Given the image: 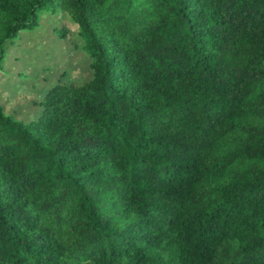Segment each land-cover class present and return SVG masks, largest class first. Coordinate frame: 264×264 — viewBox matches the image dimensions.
I'll use <instances>...</instances> for the list:
<instances>
[{
    "label": "trees",
    "instance_id": "16d2710c",
    "mask_svg": "<svg viewBox=\"0 0 264 264\" xmlns=\"http://www.w3.org/2000/svg\"><path fill=\"white\" fill-rule=\"evenodd\" d=\"M58 9L92 76L0 105V264H264V0H0V65Z\"/></svg>",
    "mask_w": 264,
    "mask_h": 264
},
{
    "label": "rangeland",
    "instance_id": "374dc122",
    "mask_svg": "<svg viewBox=\"0 0 264 264\" xmlns=\"http://www.w3.org/2000/svg\"><path fill=\"white\" fill-rule=\"evenodd\" d=\"M62 10L39 15V26L21 32L0 65V105L16 121L39 115V102L54 83L83 84L92 76L90 59Z\"/></svg>",
    "mask_w": 264,
    "mask_h": 264
}]
</instances>
